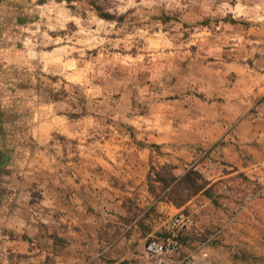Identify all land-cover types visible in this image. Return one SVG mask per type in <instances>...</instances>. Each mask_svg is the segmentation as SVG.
Here are the masks:
<instances>
[{"label":"rangeland","instance_id":"obj_1","mask_svg":"<svg viewBox=\"0 0 264 264\" xmlns=\"http://www.w3.org/2000/svg\"><path fill=\"white\" fill-rule=\"evenodd\" d=\"M167 163L210 194L157 202ZM180 211L195 264H264V0H0V264H172Z\"/></svg>","mask_w":264,"mask_h":264},{"label":"trees","instance_id":"obj_2","mask_svg":"<svg viewBox=\"0 0 264 264\" xmlns=\"http://www.w3.org/2000/svg\"><path fill=\"white\" fill-rule=\"evenodd\" d=\"M175 169L176 166L171 163L161 167L150 166L147 183L157 202L182 206L199 193L210 194V182L196 165H191L183 174L175 173Z\"/></svg>","mask_w":264,"mask_h":264},{"label":"built area","instance_id":"obj_3","mask_svg":"<svg viewBox=\"0 0 264 264\" xmlns=\"http://www.w3.org/2000/svg\"><path fill=\"white\" fill-rule=\"evenodd\" d=\"M193 225V218L190 214L180 211L176 213L169 223L167 231L160 235L149 237L145 252L149 257H177L178 260L172 264H195L196 256L184 255L182 237ZM206 257L207 252L200 250Z\"/></svg>","mask_w":264,"mask_h":264},{"label":"crops","instance_id":"obj_4","mask_svg":"<svg viewBox=\"0 0 264 264\" xmlns=\"http://www.w3.org/2000/svg\"><path fill=\"white\" fill-rule=\"evenodd\" d=\"M39 264H47L44 260H41ZM51 264H61L59 260H56L55 262H51ZM108 264H120L119 262H114V263H108ZM135 264V263H131Z\"/></svg>","mask_w":264,"mask_h":264}]
</instances>
